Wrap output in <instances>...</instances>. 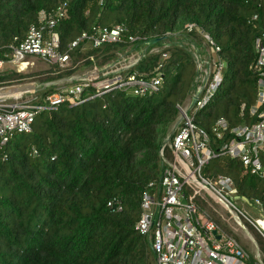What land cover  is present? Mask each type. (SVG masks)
<instances>
[{"label": "trees", "instance_id": "1", "mask_svg": "<svg viewBox=\"0 0 264 264\" xmlns=\"http://www.w3.org/2000/svg\"><path fill=\"white\" fill-rule=\"evenodd\" d=\"M63 2L66 16L55 31L70 61L61 66L46 59L42 82L67 78L81 65L110 63L127 47L140 52L151 38L166 36L172 43L125 73L123 80L134 75L146 81L160 74L156 89L136 94L126 85L95 95L100 87L90 81L83 102L42 110L31 133H16L5 145L0 137V264H155L135 224L145 190L162 173L164 140L194 87L196 62L183 40L212 49L210 36L224 62L214 96L194 121L208 132L220 117L230 127L249 123L255 120L249 115L258 81L254 41L264 31V0H0V59L10 58V45L25 38L41 12L50 15ZM117 24L126 26L120 41L96 47L82 39L70 48L82 33ZM21 76L0 70V85ZM58 89H41L28 103L42 104ZM212 142L217 149L222 140L212 134ZM201 175L213 184L230 177L235 194L264 215V178L246 171L238 158H213ZM114 196L124 202L120 212L107 207Z\"/></svg>", "mask_w": 264, "mask_h": 264}, {"label": "built area", "instance_id": "2", "mask_svg": "<svg viewBox=\"0 0 264 264\" xmlns=\"http://www.w3.org/2000/svg\"><path fill=\"white\" fill-rule=\"evenodd\" d=\"M66 7L67 3L63 2L50 15L41 12L39 23L29 26L25 38H15V42L10 45V58L0 59V70L8 63L25 66L28 55L54 60L61 66L67 65L70 55L58 49L59 35L55 31L58 21L66 16ZM125 32L126 26L123 24L111 28L98 27L92 33H82L71 43L70 48L82 39L89 40L96 47L120 41ZM205 37L211 42L212 51L217 57L213 60L211 53L210 56L204 53L205 71L201 82H198L201 65L196 49L192 47L198 71L194 88L187 102L180 107L181 120L164 140L161 148L163 170L159 180L150 182L142 196L141 215L135 230L150 243L155 264H260L236 236L226 232L199 205L194 199L195 193L186 190L187 187L192 190L196 182L201 181L234 204L231 194H235L236 189L230 177L220 176L213 184L201 175L205 164L225 155L238 158L246 171L264 178V163L261 159V150L264 149V31L254 41V70L258 74V81L256 100L249 108V115L255 120L230 127L228 120L220 117L213 124L211 132L201 128L194 121V115L214 96L222 80L224 62L218 55L219 47L210 36L205 34ZM129 39L134 41L136 37L130 36ZM91 79L85 76L72 85L60 86L42 104L0 102L1 144H7L16 133H31L37 115L42 110L57 109L65 102L72 105L83 102L85 98H82V92ZM160 82V74L149 81L130 75L126 80L100 87L95 95L126 85L131 86L134 93L144 94L156 89ZM196 86L200 90L198 95ZM194 96H197L196 102L190 107ZM212 134L215 139L222 140L217 149L213 146ZM107 207L112 212H120L124 202L119 196H114L107 201Z\"/></svg>", "mask_w": 264, "mask_h": 264}, {"label": "rangeland", "instance_id": "3", "mask_svg": "<svg viewBox=\"0 0 264 264\" xmlns=\"http://www.w3.org/2000/svg\"><path fill=\"white\" fill-rule=\"evenodd\" d=\"M187 41L189 42V40ZM185 43L187 44V42ZM164 48H166V46L155 48V50L150 53L158 52ZM201 48L204 50V53H207V56L211 53L214 58L213 60L216 59L217 55L213 53L211 48L208 46H201ZM131 49H133V47H127L125 52L117 53V57L110 63L99 65L96 62L95 65H81L77 68L75 73L70 76L82 75L84 73L90 74L92 75L91 81L94 82V86L96 87H104L111 83L120 82L125 78L127 70L132 66L130 65L132 59H136L139 54V52L134 50L131 51ZM25 59L27 61L25 66H21L17 63H8L2 69L5 72H17L18 74H23V76H21V78H15L10 84L0 85V102L9 104L27 103L31 101L35 93L40 90L39 88L42 86L41 84L43 82L39 80L41 76L39 72L48 68L49 61L37 55H28ZM102 67H108V71L103 72L101 70ZM71 84L72 82L67 80L60 83L58 86ZM186 191L192 194L195 193L199 205L216 220L226 232L236 236L250 255L259 251L264 258V252L257 242L258 240L261 247L264 249V230L256 222L259 215H263L259 207L245 205L240 198L235 197L236 194H231L233 203L244 214V217L240 219L243 224L241 226L227 209L207 191L197 190L193 187L192 190L187 187ZM247 233L251 237L248 236Z\"/></svg>", "mask_w": 264, "mask_h": 264}, {"label": "bare ground", "instance_id": "4", "mask_svg": "<svg viewBox=\"0 0 264 264\" xmlns=\"http://www.w3.org/2000/svg\"><path fill=\"white\" fill-rule=\"evenodd\" d=\"M183 42L184 43L187 42V44L186 43L185 44L188 45L192 49V43L190 41L188 42L186 40H183ZM171 43H172V40L169 38H166L164 40L159 41L158 43H154V44H148L147 43V44L141 45L140 52H139L137 58L132 59V61L130 62V65L137 63L140 59H142L144 56H146L148 54V52L155 50V48L165 47V46L167 47ZM195 51H196V54L199 58L200 65H201V72L198 75L197 80H198V82H201V78L203 77V73L205 71L206 59L204 56V52L200 47L198 49H196ZM193 188H195L197 190L207 191L209 194H211L213 197H215V199H217V201H219L223 207H225L227 209V211L236 219L238 224H240L241 226L243 225L242 222L240 221V219H241V217H244V216L238 210L236 205L232 204L229 200H227L226 198L221 196L217 191H215L214 189H212L209 186H206L201 181H197L196 186ZM256 222L259 224V226L262 229H264V215H262V214L259 215V217L256 219ZM248 236H250V235L248 234ZM253 255H254L255 259L258 261V263L264 264V258L259 251H256V253Z\"/></svg>", "mask_w": 264, "mask_h": 264}, {"label": "water", "instance_id": "5", "mask_svg": "<svg viewBox=\"0 0 264 264\" xmlns=\"http://www.w3.org/2000/svg\"><path fill=\"white\" fill-rule=\"evenodd\" d=\"M166 38V36H163V37H155V38H151V39H149L147 42H148V44H154V43H158L159 41H161V40H164ZM191 43H192V47H194L195 49H198V46L196 45V43H194L193 41H191ZM191 52H192V54L194 55V50H192L191 49ZM101 70L103 71V72H106V71H108V67L107 68H101ZM198 74V71L196 72V75ZM85 76H87V77H89V78H92V75H90V74H87V73H84V74H82V75H77V76H70V77H67V78H62V79H55V80H51V81H47V82H43L41 85L42 86H40V90L41 89H44V88H47V87H50V86H54V85H59L60 83H62V82H65V81H67V80H70L71 82H73V81H78L79 79H81V78H83V77H85ZM195 92H196V95H198L199 93H200V90L198 89V87L196 86V88H195ZM196 99H197V96H194L193 98H192V100H191V104H190V107H192L194 104H195V102H196ZM181 118H182V116L179 114L178 115V117H177V119L175 120V122H174V124H173V126H172V128H171V131H172V129L179 123V121L181 120ZM161 154V157H162V153H160ZM236 198H240L241 200H244L246 203H248V204H251V201L246 197V196H244V195H236L235 196Z\"/></svg>", "mask_w": 264, "mask_h": 264}]
</instances>
